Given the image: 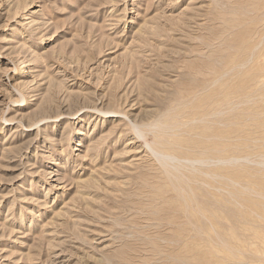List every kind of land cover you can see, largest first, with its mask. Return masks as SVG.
Here are the masks:
<instances>
[{"label":"rangeland","instance_id":"obj_1","mask_svg":"<svg viewBox=\"0 0 264 264\" xmlns=\"http://www.w3.org/2000/svg\"><path fill=\"white\" fill-rule=\"evenodd\" d=\"M263 11L0 0V264H264Z\"/></svg>","mask_w":264,"mask_h":264},{"label":"bare ground","instance_id":"obj_2","mask_svg":"<svg viewBox=\"0 0 264 264\" xmlns=\"http://www.w3.org/2000/svg\"><path fill=\"white\" fill-rule=\"evenodd\" d=\"M263 13H264V11H263ZM238 72H239V71H238ZM246 80H247V79H246ZM171 81H172V80H171ZM183 81H184V80H183ZM174 82H175V81H174ZM169 85H170V84H169ZM162 87H163V86H162ZM194 87L197 89L198 86H197V87L194 86ZM184 90H185V89H184ZM159 91H160V90H159ZM157 93H158V92H157ZM158 94H159V93H158ZM183 96H184V94H183ZM181 97H182V96H181ZM147 98H148V97H147ZM109 101H110V100H109ZM175 111H176V110H175ZM150 112H151V110H150ZM146 113H147V112H146ZM199 114H200V113H199ZM148 117H150V115H149ZM180 128H181V127H180ZM218 129H220V128H218ZM215 130H216V129H215ZM217 131H219V130H217ZM219 132H220V131H219ZM173 134H174V133H173ZM157 136H158V135H157ZM170 136H171V134H170ZM160 137H161V136H159V137H157V138H160ZM162 137H163V136H162ZM162 137H161V138H162ZM190 138H191V137H190ZM190 138H189V139H190ZM164 139H165V138H164ZM205 139H207V138L205 137ZM166 140H168V139H166ZM180 140H181V138H179L178 140H177V139L175 140V142H176L177 145H178V144L181 145V144H180ZM205 141H206V140H204V142H203L204 144H205ZM158 142H159V141H158ZM160 142H161V141H160ZM195 142H196V141H195ZM162 143H163V142H162ZM168 143H170V142H168ZM182 143H183V142H182ZM201 143H202V142H201ZM203 143H202V144H203ZM158 144H161V143H157V145H158ZM171 144H172V145H170V146H174V145H173V142H172ZM176 144H175V146H176ZM206 144H208V143L206 142ZM213 144H216V143H213ZM157 145H156V146H157ZM161 145H163V144H161ZM167 145H169V144H166L165 146H167ZM179 145H178V147H179ZM165 146H164V147H165ZM170 146H169L168 149L171 150L172 148H170ZM181 146H183V145H181ZM184 146H185V145H184ZM208 146H209V145H208ZM157 147H158V146H157ZM160 147H161V146H160ZM160 147H159V148H160ZM167 147H168V146H167ZM176 147H177V146H176ZM162 148H163V147H161V149H162ZM153 150H154V149H153ZM166 150H167V148L165 149V151H166ZM157 151H158V149H157ZM162 151L164 152L163 149H162ZM159 152H161V151L159 150ZM163 152H162V153H163ZM168 153H169V150H168ZM172 153H173V152H172ZM159 154H161V153H159ZM156 155H158V153H157ZM156 155H155V156H156ZM163 156L165 157L164 154H163ZM163 156H162V158H163ZM172 156H173V155H172ZM172 156H171V158H174V157H172ZM198 156H199V155H198ZM198 156H197V158H198ZM166 157H167V156H166ZM169 157H170V155H169ZM186 157H187V156H186ZM190 158H191V156H190ZM195 158H196V157H195ZM197 158H196V159H197ZM200 158H201V157H200ZM200 158H199V159H200ZM205 158H206V157H205ZM165 159H166V158H165ZM165 159H164V160H165ZM191 159H192V158H191ZM186 160H187V159H186ZM188 160H189V159H188ZM197 160H198V159H197ZM197 160H196V161H197ZM162 161H163V160H162ZM167 161H168V160H166V162H167ZM176 162H177V161H176ZM217 163H218V162H217ZM220 163H221V162H220ZM173 164H174V163H172V165H173ZM218 164H219V163H218ZM218 164H217V165H218ZM169 165H170V164H169ZM175 166H176V165H175ZM167 167H168V166H167ZM170 167H171V166H170ZM173 168H174V167H173ZM216 168H218V167H216ZM167 169H168V168H167ZM199 170H200V169H199ZM201 171L203 172V170H201ZM217 171H219V169H217ZM202 172H201V173H202ZM206 172H208V171H206ZM211 172H212V171H211ZM172 173H174V172H172ZM172 173H170V174H172ZM208 173H209V172H208ZM218 174H220V173H218ZM176 175H177V174H176ZM192 175H193V174H192ZM207 175H208V174H207ZM207 175H206V176H207ZM193 176H194V175H193ZM218 176H219V175H218ZM151 178H152V177H151ZM175 178H176V177H175ZM188 178H189V177H188ZM192 178H193V177H192ZM196 178H197V177H196ZM196 178H195V179H196ZM217 178H218V177H217ZM219 178H220V177H219ZM174 180H175V179H174ZM193 180H194V178H193ZM212 181H215V180L212 178ZM216 183H217V181H216ZM219 184H220V183H219ZM219 184H217V185L219 186ZM214 185H216V184L214 183ZM214 185H213V186H214ZM180 186H181V185H180ZM218 186H216V188H217ZM182 187H183V186H182ZM209 188H210V187H209ZM213 188H214V187H213ZM216 188H215V190H216ZM219 188H220V187H219ZM173 189H174V188H173ZM183 190H184V189H183ZM141 192H142V191H141ZM154 195H155V194H154ZM216 195H218V194H216ZM152 196H153V195H152ZM216 197H217V196H216ZM138 206H139V205H138ZM198 213H199V212H198ZM199 214H200V213H199Z\"/></svg>","mask_w":264,"mask_h":264}]
</instances>
